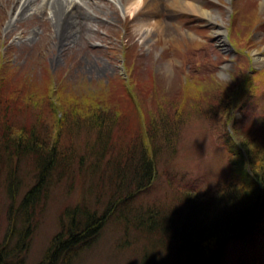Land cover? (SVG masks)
<instances>
[{"label": "rangeland", "instance_id": "obj_1", "mask_svg": "<svg viewBox=\"0 0 264 264\" xmlns=\"http://www.w3.org/2000/svg\"><path fill=\"white\" fill-rule=\"evenodd\" d=\"M14 1L0 0V76L7 82L0 98L10 99L6 100L10 106L0 112L6 120L18 131L34 125L47 128L58 114H52L56 106L64 103L63 108L69 110L85 99L99 102L105 112L98 117L106 119L97 131L91 126L96 123L91 113L77 124L73 116L71 127H64L59 146L69 147L74 141L83 164L76 156L70 174L59 180L53 171L48 195L42 198L20 258L25 257V264L41 262L66 210L81 205L104 212L113 185L116 180L120 183L112 176L115 164L126 155L134 161L151 159L154 178L128 200L131 218L111 216L72 264H140L144 255L167 254L171 245L166 239L159 241L154 230L144 232L133 225L131 213L148 205L166 211L181 208L194 192L188 187L196 186L192 189L200 192L213 178H221L230 161L224 138L227 131L240 134L246 143L262 140L264 61L256 60L264 57V26L255 31L254 20L249 18L257 10L264 18V0H245L243 16L233 20V34L241 35L243 45L236 53L229 22L238 0H175L182 7L163 5L158 17L172 24L175 32H159L145 41L143 6L129 8L127 0H95L97 4L89 7L86 0H77L89 8V25L64 46L54 44L53 23L49 11L44 12L46 0H33L21 17L17 15L20 8L12 10ZM189 16L193 17L190 21ZM219 26L226 29L224 43L214 34ZM249 31H253L251 36ZM51 134L55 139L56 134ZM125 160L120 167L127 171ZM19 170L18 201L35 182L39 167L27 156ZM6 180L3 174L0 244L11 230ZM129 191L135 193V182ZM223 257L221 264H264V221L244 237L228 240Z\"/></svg>", "mask_w": 264, "mask_h": 264}, {"label": "trees", "instance_id": "obj_2", "mask_svg": "<svg viewBox=\"0 0 264 264\" xmlns=\"http://www.w3.org/2000/svg\"><path fill=\"white\" fill-rule=\"evenodd\" d=\"M3 78L0 76V90L7 84ZM7 99L10 100L9 96L0 98V109L10 106L7 105ZM63 105L60 103L55 110L52 104L55 110L52 114H58L53 124L41 128L45 132H40L41 129L36 125L22 127L18 131L0 112V178L6 174V193L10 203L8 219L11 226L8 236L0 244V264H25V257L20 258L19 252L24 249L33 231L37 210L43 202L42 198L48 195L53 171L55 176L58 174L57 179L70 174L72 162L78 155V163L83 164V155L77 152L74 141L69 147L59 146L64 127H71L73 116V124H77L79 120L88 119L84 117L90 113L93 115L90 119H96V123L91 125L94 130H102L105 126L106 119L98 117L105 112L99 102L96 104L85 99L79 105L73 104L69 110H65ZM51 133L56 134L55 139ZM228 135L224 138L230 161L223 178H213L200 192L192 189L196 186L188 187L194 192L190 191L181 208L166 211L161 206L148 205L131 213L133 225L144 232L154 230L159 241L164 238L171 245L167 254H154L153 257L144 255L140 264H221L227 241L236 234L244 237L245 233L256 228V224L264 221V134L262 132L260 142L250 143L242 141L240 134ZM238 141L241 142L240 146ZM141 149L147 152L145 147ZM27 156L34 159L39 172L33 185L18 201L16 189L20 184L17 179L20 177V163ZM122 159V162L115 164V175L112 174L120 183L116 180V185H113L111 200L105 211L99 214L81 205L66 210L60 219V229L39 264H72L74 257L93 243L111 216L127 220L131 218L127 209L128 200L150 186L155 169L151 167V159L143 158L139 161L136 158L138 163L131 160L130 155ZM124 159L126 163L129 162L127 171L120 167ZM133 182L136 185L135 193L126 192L131 189ZM117 192L120 193L116 195ZM122 207H125V211ZM15 238L16 243L12 246L11 241Z\"/></svg>", "mask_w": 264, "mask_h": 264}, {"label": "bare ground", "instance_id": "obj_3", "mask_svg": "<svg viewBox=\"0 0 264 264\" xmlns=\"http://www.w3.org/2000/svg\"><path fill=\"white\" fill-rule=\"evenodd\" d=\"M32 1L33 0H24V4L21 5V0H15L12 10L15 11L17 8H20L17 15L18 17H21L25 15L28 8L32 6ZM84 2L85 5L87 4L89 7H93L97 4V1L95 0H86ZM183 2L184 1H180L179 3ZM127 4L129 5V8H132V5H136L143 6V8L146 9V13L141 20V26L143 29L142 38L144 41L159 32H164L166 34L175 32L172 24L168 22L163 23L158 17L163 5L170 6V8L176 6L182 7V5L175 3V0H127ZM85 5H82L77 0H46L44 12L49 11L53 23V37L56 39V42H54L55 45H67L68 42L81 33V28L86 23L88 24V17L91 14L88 11L89 8ZM198 11L207 15V17H211L212 15L206 10L198 9ZM224 34L225 29L222 27L217 29V35L219 37V42L221 43L224 41ZM256 61L257 63L263 62L264 57L260 56Z\"/></svg>", "mask_w": 264, "mask_h": 264}]
</instances>
